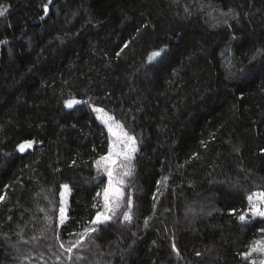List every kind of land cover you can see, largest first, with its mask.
Wrapping results in <instances>:
<instances>
[{"label": "trees", "instance_id": "trees-1", "mask_svg": "<svg viewBox=\"0 0 264 264\" xmlns=\"http://www.w3.org/2000/svg\"><path fill=\"white\" fill-rule=\"evenodd\" d=\"M45 3L0 0V264L258 260L243 254L264 239V219L238 216L264 192V70L246 75L264 50V0H52L46 16ZM93 107L137 140L132 221L101 225L69 260L55 239L60 186L68 247L106 183L93 162L108 135Z\"/></svg>", "mask_w": 264, "mask_h": 264}, {"label": "snow or ice", "instance_id": "snow-or-ice-1", "mask_svg": "<svg viewBox=\"0 0 264 264\" xmlns=\"http://www.w3.org/2000/svg\"><path fill=\"white\" fill-rule=\"evenodd\" d=\"M52 3V0H48V3L43 5L44 15L49 14V5ZM7 9L0 5V16H4ZM231 9L224 15H229ZM235 18V17H233ZM43 19V17H41ZM128 44L126 43L120 52H117L116 55L119 57L121 52L124 51V48H127ZM166 49L161 48L156 51H152L148 56V62L151 63L157 58L161 57ZM259 58L260 63L255 69H250L246 73L247 77L255 75L256 72L264 70V50L257 49L256 54L251 57L252 61H256ZM244 72V69L240 70ZM81 101L77 99H67L64 101L66 108H72L73 105L80 104ZM87 103V102H85ZM93 112L97 113V119L101 120L104 127L108 132V148L106 154L100 155L96 160H94L93 165L98 172H102L107 177V183L104 184V187L101 192L96 193V197H101L103 200L102 209L96 212V215L92 217L87 224L82 225V231L80 232H70L69 236H75L76 239L70 242V246L65 247V243L61 242L60 237V227L64 225L68 219L66 215V196L69 193V185H61V191L59 193V217L58 223L56 224L55 239L59 243V248L63 249L69 254L68 259H72L73 249L84 248L86 241H91L94 243L93 234L99 231L101 225H108L110 222L122 214V220L120 223H131L132 221V209H133V198L129 194L125 198V193L123 191L125 185V178L131 177L133 175L132 161L135 158V153L138 151L137 140L135 136L129 134L125 131L124 126L113 118V116L108 115L102 108H92ZM33 141L25 140L17 145V151L24 153L27 149L32 148ZM238 151V149H237ZM264 151V150H262ZM99 179V178H98ZM169 177L165 176L161 181L158 182V185L163 183L164 186H167V181ZM159 191V187L157 189ZM255 197V199H254ZM4 196L0 195V202L4 200ZM249 203V209L247 211L251 212L253 217L264 218V192L254 193L247 197ZM94 208H98L97 204H93ZM155 207V205H153ZM43 211V209H41ZM246 215L240 214L238 219L241 223H246ZM49 219V217H45ZM148 226V220L145 219V227ZM258 231L264 233V228L259 229ZM135 235V234H133ZM257 246L252 247L249 252L244 253L243 256L248 259L252 256V253H259L260 258L249 259V264H264V241H257ZM173 251H176L175 244L172 245ZM177 255L179 253L177 252ZM199 255V253H197ZM76 260H82L84 257L77 255ZM59 260V256L57 257Z\"/></svg>", "mask_w": 264, "mask_h": 264}, {"label": "rangeland", "instance_id": "rangeland-1", "mask_svg": "<svg viewBox=\"0 0 264 264\" xmlns=\"http://www.w3.org/2000/svg\"><path fill=\"white\" fill-rule=\"evenodd\" d=\"M106 112V111H105ZM94 113V115H95V119L103 126V128L105 129V131H106V133H107V135H109L108 134V132H107V129L104 127V125H103V123L101 122V120H98L97 119V113L96 112H93ZM106 113H108V112H106ZM108 115H110L109 113H108ZM137 146H138V144H137ZM136 154V153H135ZM134 161V160H133ZM133 161H132V168H133ZM97 171V170H96ZM101 174H103L102 172H100ZM104 175V174H103ZM105 176V175H104ZM132 177V176H131ZM131 177H126L125 178V185H124V189H123V191H124V193H125V198L127 197V195H128V193H127V186H128V183L127 182H129V180H130V178ZM105 178H106V183H107V177L105 176ZM105 183V184H106ZM70 192V191H69ZM260 192H262V191H255L254 193H260ZM254 193H252V194H254ZM59 199H60V197H59ZM254 199H255V197H254ZM68 200H69V193L67 194V196H66V210H68ZM102 204H103V200H102V196H101V209H102ZM248 204V209H249V203H247ZM58 216H57V223H58V217H59V208H58ZM66 215H67V211H66ZM119 217H121L122 218V214L119 216ZM249 218H251V219H255V218H260V219H264V218H261V217H253L252 215H251V212L250 211H247V215H246V220L247 219H249ZM260 241H264V239H262V240H260ZM255 246H257V244H255L254 245V247ZM253 254H255L256 256H259L260 257V254L259 253H253Z\"/></svg>", "mask_w": 264, "mask_h": 264}, {"label": "water", "instance_id": "water-1", "mask_svg": "<svg viewBox=\"0 0 264 264\" xmlns=\"http://www.w3.org/2000/svg\"><path fill=\"white\" fill-rule=\"evenodd\" d=\"M164 49H166V50H167V48H164ZM159 58H160V57H159ZM157 59H158V58H157ZM76 105H80V104H76ZM73 106H75V105H73ZM27 150H28V149H27ZM27 150H26V151H27ZM26 151H25V152H26Z\"/></svg>", "mask_w": 264, "mask_h": 264}]
</instances>
